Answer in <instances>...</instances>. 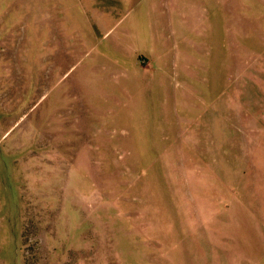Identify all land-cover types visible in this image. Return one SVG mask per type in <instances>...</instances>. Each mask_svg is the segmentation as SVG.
<instances>
[{
  "label": "rangeland",
  "instance_id": "1",
  "mask_svg": "<svg viewBox=\"0 0 264 264\" xmlns=\"http://www.w3.org/2000/svg\"><path fill=\"white\" fill-rule=\"evenodd\" d=\"M244 155L264 0H0V264H213Z\"/></svg>",
  "mask_w": 264,
  "mask_h": 264
},
{
  "label": "crops",
  "instance_id": "2",
  "mask_svg": "<svg viewBox=\"0 0 264 264\" xmlns=\"http://www.w3.org/2000/svg\"><path fill=\"white\" fill-rule=\"evenodd\" d=\"M249 159L227 174L226 196L215 199L202 226L199 242L213 264H264V167L258 156Z\"/></svg>",
  "mask_w": 264,
  "mask_h": 264
}]
</instances>
